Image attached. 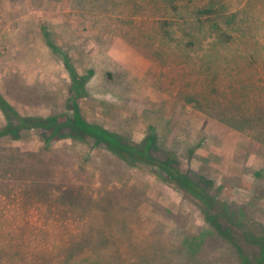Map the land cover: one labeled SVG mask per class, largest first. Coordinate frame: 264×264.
<instances>
[{
    "label": "rangeland",
    "instance_id": "rangeland-1",
    "mask_svg": "<svg viewBox=\"0 0 264 264\" xmlns=\"http://www.w3.org/2000/svg\"><path fill=\"white\" fill-rule=\"evenodd\" d=\"M213 47L217 109L197 73ZM0 93L25 116L155 134L264 234V0H0ZM208 229L199 202L91 138L0 137V264H241L215 233L187 249Z\"/></svg>",
    "mask_w": 264,
    "mask_h": 264
},
{
    "label": "trees",
    "instance_id": "trees-1",
    "mask_svg": "<svg viewBox=\"0 0 264 264\" xmlns=\"http://www.w3.org/2000/svg\"><path fill=\"white\" fill-rule=\"evenodd\" d=\"M200 13L201 15L209 14L211 10L204 9ZM232 37L228 32L222 31L221 41L217 44L230 42ZM191 40V43H195L193 38ZM216 52L223 53L218 48L212 49L210 54L202 58L205 63L201 71H197L198 74L204 75V81L208 82L210 91L203 96V100L205 99L213 109L221 108L224 105L221 97L218 96V91L224 92L225 88H221V86H225V80H230V74L226 70L213 64L215 63L213 55ZM232 97L230 96V98ZM237 98L235 100L242 104L240 108L244 109L245 99L243 96ZM245 109L251 111L249 106ZM0 110L4 117L0 137L21 139L26 135L35 134L43 139L46 146L66 137L83 141L86 138H91L95 147L106 148L129 166L144 165L152 169L163 182L181 191L185 196L195 199L196 202H199L204 221L210 229L204 230L193 241L189 242L191 237H187L184 244L187 243L188 250L196 252V249L201 247L206 238L215 233L235 251L241 264H264V234H258L247 226L246 221L242 219L244 218L241 216L242 214L238 213L236 205L230 203L219 205L210 192L214 181L201 172L181 166L180 159L174 151L160 148L155 134L150 133L142 142H135L118 133L111 132L97 123L86 121L77 108L73 114H51L45 117L25 116L15 109L1 93ZM257 113L261 114V118L258 120L261 124L264 121V116L260 110ZM248 121L251 120L244 118L237 122L245 124Z\"/></svg>",
    "mask_w": 264,
    "mask_h": 264
}]
</instances>
